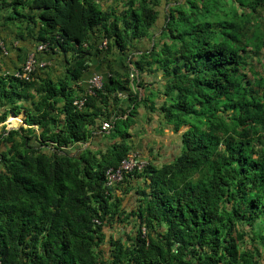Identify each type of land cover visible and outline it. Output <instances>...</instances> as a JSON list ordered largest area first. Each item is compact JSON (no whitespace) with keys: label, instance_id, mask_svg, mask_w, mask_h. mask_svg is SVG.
<instances>
[{"label":"trees","instance_id":"obj_1","mask_svg":"<svg viewBox=\"0 0 264 264\" xmlns=\"http://www.w3.org/2000/svg\"><path fill=\"white\" fill-rule=\"evenodd\" d=\"M0 39L48 63L0 74V264H264V0H0ZM140 110L178 153L108 186Z\"/></svg>","mask_w":264,"mask_h":264},{"label":"crops","instance_id":"obj_2","mask_svg":"<svg viewBox=\"0 0 264 264\" xmlns=\"http://www.w3.org/2000/svg\"><path fill=\"white\" fill-rule=\"evenodd\" d=\"M14 45L16 42L13 43ZM19 45V44H18ZM30 52V51H29ZM28 52V53H29ZM56 59V58H55ZM25 60V59H24ZM24 60L21 58H17V52L9 51V54L3 60V67L5 70L13 71L18 69ZM53 70V73L56 70H60V65H49ZM90 76L91 78L93 74L103 75L104 73L102 69L100 72L98 71L100 66L90 64ZM124 70V69H123ZM137 76V72L135 74ZM161 76L158 73V76L152 74V76L143 75V78L147 82L146 84H152L150 88L154 89L156 85L153 82L158 80ZM120 97H123L120 95ZM25 112L21 111L18 115L10 114L6 120L0 123V133L5 131H10L12 129L28 128L25 124ZM132 132L135 133L134 138V146H135V153L138 154L140 157L146 159H153L156 163L162 164V162L169 160L170 158L174 157L178 153V149L180 147V135L177 137L170 127H167L163 123H160L157 117L152 116L151 120H146L144 118L143 110H140V117L138 121L137 127L132 128ZM176 136V137H175ZM97 142V141H95ZM4 145L3 142L0 141V147ZM105 145V143H104ZM103 145V147H105ZM1 149V148H0ZM134 192V191H133ZM131 192L129 195H131ZM117 195H122V192H117ZM127 195V196H129ZM127 200V199H126ZM126 200H124L126 202Z\"/></svg>","mask_w":264,"mask_h":264},{"label":"built area","instance_id":"obj_3","mask_svg":"<svg viewBox=\"0 0 264 264\" xmlns=\"http://www.w3.org/2000/svg\"><path fill=\"white\" fill-rule=\"evenodd\" d=\"M106 43H102L100 46L105 47ZM47 49L46 44H41L36 47L34 51L29 52L23 64L21 65L20 69L9 71V70H3L0 65V74L4 76L11 75L16 79H21V80H28L30 75L34 73L37 69H42L45 68L48 63L44 60H38L36 57L37 52H41ZM9 54L8 49L6 48V45L2 39H0V58L1 57H6ZM133 77V75H130ZM102 76L95 74L93 75L89 81H88V92L92 94V89H101L102 88ZM85 102V99H80L74 101V105L77 106L78 108H81ZM109 124L108 123H103L102 129L107 130L109 129ZM147 165V161L144 159H141L139 155L136 153H131L128 155L122 162L121 164L115 168V169H109L106 172V181L107 185H114L119 182H121L124 178V174L126 172L133 171L134 169L141 170Z\"/></svg>","mask_w":264,"mask_h":264},{"label":"rangeland","instance_id":"obj_4","mask_svg":"<svg viewBox=\"0 0 264 264\" xmlns=\"http://www.w3.org/2000/svg\"><path fill=\"white\" fill-rule=\"evenodd\" d=\"M164 10H165V8L163 7V5L159 8V12H160V16H159V20H158V23H157V25H156V27H155V29L153 30V32H154V34L155 35H158V33H159V26H160V24H161V22L163 21V14H164ZM186 129V127H183L177 134H176V136L178 137L179 136V134L180 133H182L184 130ZM175 136V137H176ZM109 231V233H110V229L109 230H107V232Z\"/></svg>","mask_w":264,"mask_h":264}]
</instances>
